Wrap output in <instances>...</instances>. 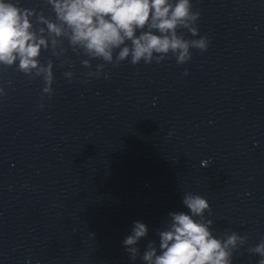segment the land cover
Masks as SVG:
<instances>
[{
	"label": "clouds",
	"instance_id": "1",
	"mask_svg": "<svg viewBox=\"0 0 264 264\" xmlns=\"http://www.w3.org/2000/svg\"><path fill=\"white\" fill-rule=\"evenodd\" d=\"M57 9L61 18L72 27L73 41L84 42L89 51L107 60L111 59L110 49L121 45L125 38L132 40L134 45L133 63L142 57L150 58L154 50L182 49L180 60L187 54L188 44L177 39L174 30L178 22L189 15L188 0H179L174 9L168 0H65L63 5H57ZM150 16L161 33L173 32L171 39L150 32L134 38L135 30L142 29ZM29 27L27 18L22 17L16 7L0 0V61L12 63L14 53H17L21 57L22 69L36 66L33 58L39 54V44L29 43L34 40L28 32ZM50 28L59 31L52 25ZM194 43L200 48L205 47L203 40ZM128 54L129 48L125 47L120 58ZM183 203L193 214H200L208 208L206 200L198 195L186 194ZM171 215L174 221L172 230L160 234L161 248L165 251L156 257L154 264H227L228 253L219 240L211 237L207 227L186 213ZM146 233V225L137 221L133 234L124 240V244L135 245ZM235 241L236 237L232 236L228 243L234 245ZM131 251L135 253L136 249ZM256 251L264 256V244L257 246ZM154 255L155 249L147 252L144 259L151 262ZM260 264H264V260Z\"/></svg>",
	"mask_w": 264,
	"mask_h": 264
}]
</instances>
